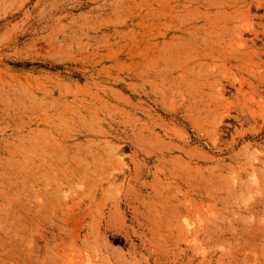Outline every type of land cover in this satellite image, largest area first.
I'll list each match as a JSON object with an SVG mask.
<instances>
[{"label":"rangeland","instance_id":"obj_1","mask_svg":"<svg viewBox=\"0 0 264 264\" xmlns=\"http://www.w3.org/2000/svg\"><path fill=\"white\" fill-rule=\"evenodd\" d=\"M0 264H264V0H0Z\"/></svg>","mask_w":264,"mask_h":264}]
</instances>
